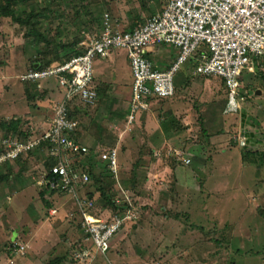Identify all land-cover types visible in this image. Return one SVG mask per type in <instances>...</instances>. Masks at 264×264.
<instances>
[{
    "label": "rangeland",
    "instance_id": "obj_1",
    "mask_svg": "<svg viewBox=\"0 0 264 264\" xmlns=\"http://www.w3.org/2000/svg\"><path fill=\"white\" fill-rule=\"evenodd\" d=\"M106 2H112V10L135 6V0H28L21 7L26 13L34 12L36 15L32 21H36L34 28L37 35L32 33L30 36L26 35L28 30L9 18L0 19V121L28 111L18 77L33 61L42 54L44 62L49 64L74 56V53L66 54L65 51H74L81 41L87 43L97 36L105 14L113 25ZM132 10L134 9L130 8ZM73 43V47L69 46ZM162 47L169 49L159 46L161 54L166 52ZM120 52L118 58L113 54L116 63L114 71L116 78L128 82V66L123 56L125 54ZM61 55L64 59L60 61ZM261 59L258 68L248 66L244 70L245 76L253 74L256 77L255 85L247 88L241 79V89L248 94V98L240 106L243 111L225 112L224 115L218 114L213 118L204 117V110L202 114L195 116L193 109L190 112L186 109L187 101L172 102L170 98H165L164 102H159V108L163 109L160 111H168L169 108L173 110L172 107L177 106L179 112L185 110L186 115L182 118L178 112L176 121L173 117L168 118L165 113L159 116V121H167L166 124L174 120L176 126H186L191 138L184 145L175 143L181 149L179 145L164 149L161 145L155 147L159 141L151 139L153 134L139 132L138 128H131L119 138L122 115L120 118L113 114L109 117L115 137L112 134L101 135V140L107 147H103L101 143L92 145L94 135L87 133L82 127L78 128V140L81 142V139H87L88 147L94 149L95 153L116 148L119 166L118 183L110 172L104 174L95 170L83 186L84 194L99 196L100 192L96 190L98 185L103 187L105 194H111L112 198L121 195L122 190L129 193L131 203L142 208L138 222L125 223V234L115 237L105 255L106 259L98 253L92 264H264V58ZM98 61L101 59L95 58L92 61V70L101 68L106 71V63ZM186 65L175 76V86L182 87L183 77L187 73ZM53 87L51 83L50 89ZM181 87L179 94L184 95L187 92ZM255 91L258 94L255 95ZM37 93L38 96L46 94ZM56 94L54 92V97L50 95L48 99H60L61 95ZM218 94L221 95L214 94V97L225 96L221 91ZM97 97L103 96L97 93ZM194 99L191 98L195 101ZM155 103V99L152 100L149 107L155 106ZM49 104L53 105L51 102ZM195 105L201 110L204 107V104L198 102ZM241 112L245 117V127L238 129ZM155 120L148 118L147 127L157 135L161 130L156 127L158 120ZM166 124L162 126L163 129L167 127ZM201 128L208 135L200 134ZM226 129L228 133L224 132ZM244 130L259 131L257 134L253 133L258 141L249 148L247 142L245 146H240L237 142L242 137L240 131ZM168 132L172 130L169 129ZM179 133L182 136L184 130ZM219 134H223L222 138L228 137L229 144L208 145V136L211 137V143L214 138L222 139L221 135L217 137ZM174 149L186 153L185 157L190 158L191 165H180L169 159L172 157H167L166 152ZM243 149L256 152L258 155L254 159L258 163L243 162ZM47 151V146L44 145L31 156L23 155L17 161L20 164L12 167V173H16L23 166L26 167L27 163L23 179L18 180L28 179L31 186L15 191L17 193L10 192L13 196L10 202L6 199L12 188L7 186L14 184V177L11 183L3 187L4 191L0 189V264H28L33 251L32 263L46 264L47 257L44 258L43 255L50 253L51 256L52 251L59 256L68 247V241L74 246L84 237L81 228L78 229L81 217L77 223L75 216L70 217L75 211L71 200L61 193L45 197L46 201L52 202L53 208L59 209V214L51 218L38 196L47 173L44 168V163L49 158ZM97 159L98 154H95L94 160ZM33 179L34 184L31 183ZM72 199L75 200L73 197ZM90 214L96 219L110 220L107 218L110 217V212ZM48 223L53 225L54 231ZM12 241L26 246L24 254L15 259L9 254Z\"/></svg>",
    "mask_w": 264,
    "mask_h": 264
},
{
    "label": "built area",
    "instance_id": "obj_2",
    "mask_svg": "<svg viewBox=\"0 0 264 264\" xmlns=\"http://www.w3.org/2000/svg\"><path fill=\"white\" fill-rule=\"evenodd\" d=\"M164 45L177 48L178 54L167 69L161 70L153 64L148 53L152 47ZM117 50L126 52L132 76L129 108L122 117L119 138L131 130L136 116L145 112L152 100L174 95V77L188 60L194 62L192 76L222 80L227 95L225 112L239 111L245 101L241 89L243 71L254 59L264 58V0H165L159 14L130 31L114 29L105 14L100 33L83 46L79 55L42 69H30L20 76L21 81L35 84L38 89L40 81L54 78L64 100L56 106L46 132L26 140H2L0 164L17 160L45 145L48 157L55 160L50 176L54 181L50 184L51 189L57 187L72 193L75 188L85 185L89 181L87 168L79 167L66 156L67 153L88 154L85 146L76 144L70 137L78 129V122L67 117V103L77 97L83 105L94 104L97 91L92 86V61L106 59ZM237 142L244 146L245 137L238 138ZM166 155L178 158L184 165L189 164L182 151H167ZM116 159V148L99 151V160L107 165L118 183ZM111 202L121 211L110 213L109 221L94 218L89 210L91 203L86 209L80 207V227L86 235L73 254L76 264L91 261L87 250L91 245L95 253L106 259L115 237L125 234V223L138 221L141 209L129 201L128 192L121 190V195L112 198ZM10 248L21 256L26 246L14 244Z\"/></svg>",
    "mask_w": 264,
    "mask_h": 264
},
{
    "label": "crops",
    "instance_id": "obj_3",
    "mask_svg": "<svg viewBox=\"0 0 264 264\" xmlns=\"http://www.w3.org/2000/svg\"><path fill=\"white\" fill-rule=\"evenodd\" d=\"M127 1L131 2V0H127ZM129 4H131V3H129ZM111 5H112V2L111 3L106 2V8L109 11V13L112 15V19H113V25L112 26H113V28L118 30V31H130L131 29H133L136 26L143 25L147 19L159 14L163 10V7L165 5V0H135V6L137 5V7H135V6L131 7V5H128L127 7H124L121 10H112ZM130 8H132L134 10L130 11ZM101 27H102V25H101ZM85 44H86V42L81 41L80 43L77 44V46H76L77 48H74V51L72 49H70V50L65 51V52H66V54H73L74 52H76V50L81 51V50H83V46ZM164 47H165V45H164ZM166 47H168L169 49L165 50L162 47V50L164 49L163 51H166L163 54L160 53L159 46L152 47L148 53V56L152 60L153 64L155 66H157L158 69H161V70L167 69L169 67V65L172 63V61L174 60V58L176 57V55L178 54L177 48L171 47V46H166ZM120 51H122V50L113 51L106 59H103V60L101 59V61H98L100 63H106V66L108 67L106 71L102 70L101 68L100 69L96 68L93 70L92 83H94V86L93 85L92 86L96 89L97 93L102 94L103 97H97L94 104L90 105L89 107H84L80 103V101L77 97H73L67 103L68 107H71L72 112L75 116V117H71V118L75 119V121H77L79 123L78 128L82 127L87 133L91 132L94 135V140L92 142V145L93 144L100 145V143H101L103 145V147H107V145H105V143L102 142L101 135L105 133V134H112L115 137L114 129H113L114 127H113L111 121H108L110 115L113 114L114 116L120 118L121 115L123 116L127 113L128 108H129L128 102H129V98H130V88H131V84H132V76H131V73L129 70L127 54L125 51H122V52L125 54L123 56H124L125 62L127 63V66H128V73H129L128 82H126L124 80L122 81V80H120V78H116L117 77L115 74L116 71H114L116 63L114 61L113 54L115 53V56H116L115 58H118L120 56L119 54L121 53ZM159 53L161 55H159ZM62 59H64L63 55H61V57H59L60 61ZM255 61H256L255 59L252 61L251 67L255 68V66H256L258 68L259 65H261L262 59L259 58V59H257L256 62ZM55 63H58V62H53V63H50L49 65H52ZM186 64H187L186 66H188V67H186L187 73H186V77L185 78L183 77L182 87H181V85L175 86V83H174V95L172 97H170L172 102H174V101L186 102L187 101L188 104L185 105L186 109L188 108L189 112H190V110L193 109L192 113L195 116L198 115V113L202 114L203 110H204V113H203L204 117H213L214 118V117L218 116V114L224 115L225 105L227 103V95H226V90L223 86L222 80H220L219 78H215V77H207V76H201V75L192 76L191 72H192V69L194 67V62L191 60H188L186 62ZM112 65H114L113 68H112ZM112 70H113V75L111 76ZM25 73H26V71L21 73L18 77V79L20 80V82L22 84V94H23V97L25 98L24 93H23V91H24L23 85L27 84V86L31 90L30 93H31V96L33 97V100H32V97L30 98V100H27L25 98V102H26L28 111L24 112L23 114L11 115V117H8V119L4 118L3 120L0 121V153L2 152V147H1V141L2 140H5V139L26 140V138H30L32 136H37L43 132H46L50 127L51 120L54 116L56 106L64 100V95L61 92V89H60L57 81L54 78H50V79L40 81L39 82L40 87L38 89L35 84L21 81L20 76L25 74ZM255 77H256V75H253V74H249L248 76H245L244 71H243L242 80L244 82V87L247 88V86H250V85H251V87H253L255 85ZM107 79H109V80H107ZM174 80H175V77H174ZM242 80H241V83H242ZM51 83L53 84L54 87L50 89ZM180 87L182 89H184L185 92H187V93H185L184 95H180L179 94L180 93L179 92ZM242 89H243V87H242ZM32 91H33V93H32ZM219 91L223 92V96L224 95L225 96L224 97H222V96L221 97H214L215 96L214 94H217L219 96L221 95V94H218ZM37 92H41V93L45 92L46 94H45V96L44 95L38 96ZM54 92H55V94L56 93L60 94L61 98L60 99L52 98L51 100L48 99V97H51ZM242 92H243L245 100H246L248 98L247 97L248 96L247 91H242ZM199 94H200V96L198 97ZM256 94H258V91H255V95ZM38 97H45V98L39 99ZM52 97H54V95ZM191 98L192 99L196 98L197 100L194 99L195 101H193V100H191ZM163 100H165V99H159V100L156 99L155 100V102H156L155 106H150V107H148V109L145 112L139 113L137 115V116H139V118H137V116H136V119H135V122H134L132 128H134V129L138 128L139 132H142V133H148V134L151 133V135L153 134V137H151V139H155V140H157V142L159 141L155 147H157L158 145H161L162 149H164L165 147H168V148L176 147L179 145V144H175L176 142L184 145L186 142H189V138H191V135L187 134L188 129H186L185 125H183L182 128L180 125H179L180 127L179 126L175 127L174 120L176 121L177 114L180 111L179 106L172 107L173 110H171V108H169L168 111L167 110L160 111L163 109L159 108V104H160L159 102H164ZM50 102L53 103V105L49 104ZM197 102L204 104V107L202 110L195 105V103H197ZM223 103H224V106L222 107ZM240 110L241 109H239V111ZM243 110H241V111H243ZM87 113H88V115H87ZM163 113L168 115V118L173 117L174 120L169 122L168 124H166L167 121H164V122L162 120L159 121V119H161V117L159 118V116L162 115ZM240 114L241 115H240V120L238 122L239 123L238 129L241 126H242V128L245 127V125H244V123H245L244 114H242V112ZM179 115H180V118H182V116H185L186 115L185 110H183L182 112H179ZM148 116H150L154 120L155 119L158 120V122H156V127L159 130H161V131H159L160 132L159 134L154 135L153 130H151L150 128L147 127V120H148V118H150ZM67 117H68V115H67ZM11 121H13V122L19 121L17 131H16V132H18V134L17 133L14 134L10 130H5V129L1 128V124H4V123L7 124ZM165 124L167 125V127L165 129H163L162 126ZM181 124H182V122H181ZM251 127L255 129L254 125H252ZM169 129H171L172 132H168ZM180 130H184V134L182 136L179 135ZM226 130L227 131H224V132L228 133L229 132L228 129H226ZM165 131H167V132H165ZM240 132L242 133V136L245 137V142H247L248 148L250 147V145H252L258 141L257 137H254L253 133L257 134V133H259V131L251 130V131L245 132V130H244V131H240ZM207 135H208V133H207ZM220 135L222 138L223 134H219V135H217V137ZM210 138L211 137L208 136V140H207L208 145H210V144L215 145V144H222V143L227 144V145L229 144L228 137H224L222 139H215L214 138V139H212L211 143H210ZM174 144H175V146H173ZM81 145L88 147V140L87 139H81ZM178 147H180V149H181L180 145ZM216 148H220V147H216ZM40 149L41 148L38 147V150L30 151L27 154L31 156V154H35L36 152L40 151ZM104 150H106V149H104ZM176 150H178V149H176ZM179 151H181V150H179ZM27 154H24V155H27ZM95 154H98V160H99V153L98 152L95 153V151L93 154L94 156H92V158H95ZM183 154H184V152H183ZM67 155H68V158L71 161L74 160L79 167L85 166L88 170V173H89L90 168H91V170L94 168V165H92V163H96V162L100 163L101 162L100 160H99L100 162L99 161L88 162L89 157L87 154L86 155H81V154H79V155H73L72 154L71 155V153H67L66 156ZM33 157H35V156H33ZM185 159H189V157H185ZM251 160H252V158H251ZM17 161H18V159L14 160V161H7L5 163L0 164V189H2L4 191L3 187H6L9 183H11L10 181H11L12 177H14L13 178L14 184L11 186H7V187L12 188V189L15 188L14 190H12V189L9 190L8 198L6 199L8 202H10V198L13 197V196H11L10 192L17 193L18 191H20V189H25V188H27V186L30 185L28 183V179H25L26 181H23V180L19 181L18 180V178L23 179L22 177L25 174L24 171L26 170V167L28 166L27 163H26V167L23 166L21 170H18V172L15 171L16 173H12V167L13 166L15 167L17 164H20ZM48 162H49V160L46 163H44V168H46L47 173L44 176L43 186H42V189L40 187L41 191L38 192V196L43 203L44 209L46 211H49L48 214L51 218L54 217V215L59 214L58 213L59 209L53 208L52 202L46 201L45 197L50 198V195H55V194L58 195L59 193H61V195L65 196V198L67 197L69 200L72 201L75 211H74V214H70V217L75 216L76 223H77V220L79 222V219H80V216H79L80 215V213H79L80 207H81V209H84V208L86 209L90 203L91 204L94 203V206L92 207L93 209L92 210L90 209L91 212H94L95 209H98L101 213L105 212V210H104L105 206H104V203L102 202L103 201L102 197H100V195L96 196V194L95 195L84 194V191H83L84 185L82 187L79 186V187L75 188L74 192L72 191V193H70L68 191L63 192L60 189H58L57 187H55L54 189H51L50 184L54 181H53V179H50V176H51V169L54 165L52 167H50V169H49L47 167V165L49 164ZM33 163H35V162H33ZM16 181H18V182L16 183ZM34 181H35V179H33L31 183L34 184ZM5 191H6V189H5ZM15 191H17V192H15ZM41 193L43 194V196H40ZM72 197L75 200H73ZM44 202L48 203L47 206L44 205ZM95 202H96V204H95ZM53 211H55V213H53ZM67 216H65V218ZM54 219H56V217ZM48 224H49V227L51 226L50 229L52 231H54L53 225H51L50 223H48ZM77 226H78V224H77ZM132 226H131V228H132ZM78 227L81 228L80 226H78ZM47 229H49V228L47 227ZM45 237L49 238L50 236H48V237L45 236ZM84 238H85V235H84L82 240H84ZM82 240H80V244H81ZM14 244H21V243H17L15 241H12L10 247ZM76 244L77 243H75V245L73 246V244H69V241H68V247L65 248L64 253L59 255V256H57L52 251H51V253H52L51 256H50V253L47 256L43 255L44 258L47 257L46 264L49 261L56 259V258L59 260L58 263H56V264H66L64 262L65 259L71 258L72 255L75 253V252L71 253V250L76 251L79 248V247L75 248ZM112 244H113V242L111 243V245ZM71 247H72V249H71ZM87 250L90 252V259H91V261L89 260L88 264H92L94 261V256L97 255L98 253H95V249L92 245ZM10 251L12 252L11 256L13 257V259L18 258L20 256L18 254H15L11 250V248H10ZM33 255H34V251L31 253V255L29 257V258H31V261H30V263L28 262V264H33L32 263L33 259H34V258H32ZM72 260H73V257H72ZM74 263H75V261H74ZM74 263H72V264H74Z\"/></svg>",
    "mask_w": 264,
    "mask_h": 264
},
{
    "label": "trees",
    "instance_id": "obj_4",
    "mask_svg": "<svg viewBox=\"0 0 264 264\" xmlns=\"http://www.w3.org/2000/svg\"><path fill=\"white\" fill-rule=\"evenodd\" d=\"M26 1H28V0H0V19H2V18H9L11 21H13L14 23H16L18 26H20L21 28H25L26 30H28V32H27V36H30L32 33H34V35H37L36 34V30H35V28H34V25H35V23H36V21H32V20H34L35 19V13L34 12H29V13H26V11L25 10H23V8L21 7V5L22 4H24ZM39 36V35H38ZM25 39H27V38H25ZM31 40V39H30ZM74 44L75 43H73V45H69V46H74ZM81 52H74V56H77V55H79ZM73 57V56H72ZM69 58H71V56H67V58H65L63 61H66V60H68ZM63 61H61V62H63ZM49 65V63H46V62H44V55L42 54V56L39 58V59H37V60H35V61H33L30 65H29V67H28V69L27 70H25L26 72L28 71V70H30V69H42V68H45V67H47ZM223 86H224V84H223ZM225 88V87H224ZM23 93H24V96H25V98L27 99V100H30V98L32 97L31 96V90H30V88L27 86V84H24L23 85ZM32 93H33V91H32ZM41 99V98H40ZM32 100H33V97H32ZM83 106H89V105H83ZM67 110H68V117H69V119L70 120H75V119H72L71 117H75L74 116V114H73V112H72V109H71V107H68V105H67ZM70 112V113H69ZM18 124H19V121H16V122H13V121H11V122H9V123H4V124H1V128H3V129H5V130H10L11 132H13L14 134L15 133H17L18 134V132H16L17 131V127H18ZM174 127V126H173ZM175 127H177L176 125H175ZM199 132H200V134H202V135H207V133L205 132V130H203L202 128L199 130ZM70 137H71V139H73L74 140V142L76 143V144H79V145H81V142L78 140L79 139V137H80V133H78V129L77 130H75L74 132H72L71 134H70ZM27 139V138H26ZM81 146H83V145H81ZM39 148H42V146L41 147H39ZM87 149H88V157H89V159H88V162H92V161H95L94 160V158H92V156H94L93 154H94V149H92V148H89V147H86ZM245 148V147H244ZM35 150H38V148L37 149H35ZM34 150V151H35ZM185 155H187L186 153H184ZM185 155H184V157H185ZM257 153L256 152H252V151H249L248 149L246 150V149H243V152H242V154H241V157H242V160H243V162H246V163H258V160H255L254 159V157L256 156L257 157ZM167 156V155H166ZM167 157H169V156H167ZM210 158V157H209ZM251 158H252V160H251ZM19 159V158H18ZM169 159H173L174 160V163L176 162V163H179L180 165H184V163H182L180 160H178V158H169ZM49 164L47 165V167L50 169V167H52L53 165H55V160L52 158V157H50L49 159ZM53 160V161H52ZM172 160V161H173ZM189 160V166L191 165L190 163H191V160H190V158L188 159ZM206 160V158H204L203 159V161H205ZM97 161H99L98 159H97ZM100 162V161H99ZM92 165H94V168L91 170V168L89 169V173L88 174H90L89 176L90 177H92L93 175H92V173H94V171L95 170H97L98 172H100L101 171V173L103 172L104 174H106V172H108L109 173V171H108V169H107V165L106 164H104V163H92ZM99 167V168H98ZM48 169V170H49ZM103 170V171H102ZM110 174V173H109ZM204 179V178H203ZM202 179V180H203ZM95 182H97V181H95ZM99 187H98V189H96V190H99V194H100V197H102V199H103V203H104V206H105V212H110V213H112V214H116V212L118 213L119 211H121V209L120 208H116V206H114L113 204H112V202H111V200H112V195L110 194V195H108V194H105V192H104V190H103V187L101 186V185H98ZM202 186V185H201ZM40 196H43V194L41 193L40 194ZM47 202H44V205L45 206H47ZM117 209V210H116ZM95 213H99L98 211L96 212V210L94 211ZM138 222V221H137ZM134 225V224H133ZM134 227V226H133ZM200 228V227H199ZM82 229V228H81ZM79 230H80V228H79ZM83 231V230H82ZM84 232V231H83ZM84 235H86L85 233H84ZM210 236V235H209ZM79 245H81L80 244V240L77 242V244H76V246H75V248L76 247H79ZM71 249H72V247H71ZM79 249V248H78ZM72 252H75V250H71V253ZM10 255H12V252H10L9 253ZM72 257H73V255H72ZM72 257L71 258H68V259H65V263L66 264H72V263H74V260H72ZM58 259L56 258V259H53V260H51V261H49L47 264H56V263H58Z\"/></svg>",
    "mask_w": 264,
    "mask_h": 264
},
{
    "label": "clouds",
    "instance_id": "obj_5",
    "mask_svg": "<svg viewBox=\"0 0 264 264\" xmlns=\"http://www.w3.org/2000/svg\"><path fill=\"white\" fill-rule=\"evenodd\" d=\"M245 146V145H244ZM142 209V208H141ZM141 214H142V210H141V212H140V216H141Z\"/></svg>",
    "mask_w": 264,
    "mask_h": 264
}]
</instances>
